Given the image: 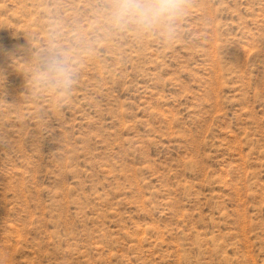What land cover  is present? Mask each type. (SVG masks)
I'll use <instances>...</instances> for the list:
<instances>
[{
	"label": "rangeland",
	"instance_id": "374dc122",
	"mask_svg": "<svg viewBox=\"0 0 264 264\" xmlns=\"http://www.w3.org/2000/svg\"><path fill=\"white\" fill-rule=\"evenodd\" d=\"M106 3L0 0V264H264V0L171 43ZM52 48L67 99L30 86Z\"/></svg>",
	"mask_w": 264,
	"mask_h": 264
},
{
	"label": "clouds",
	"instance_id": "9594fccd",
	"mask_svg": "<svg viewBox=\"0 0 264 264\" xmlns=\"http://www.w3.org/2000/svg\"><path fill=\"white\" fill-rule=\"evenodd\" d=\"M192 0H107L101 14L116 31L137 36L157 35L174 42L190 13ZM75 69L64 50L52 48L39 53L31 74L35 93L67 99L75 84Z\"/></svg>",
	"mask_w": 264,
	"mask_h": 264
}]
</instances>
